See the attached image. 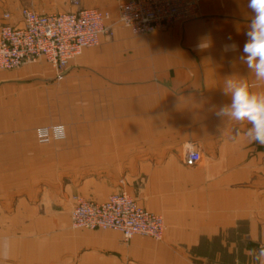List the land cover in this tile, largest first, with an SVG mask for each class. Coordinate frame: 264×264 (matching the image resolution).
<instances>
[{"label":"crops","instance_id":"0c3cea01","mask_svg":"<svg viewBox=\"0 0 264 264\" xmlns=\"http://www.w3.org/2000/svg\"><path fill=\"white\" fill-rule=\"evenodd\" d=\"M126 0H82L108 12L114 35L58 72L45 60L0 71V243L5 264H264V145L250 125L221 119L224 78H246L240 60L247 0H201L198 16L136 35L119 22ZM69 11V0H0ZM235 42L239 49L225 52ZM62 125L41 144L36 130ZM189 150L201 161L188 164ZM126 190L163 215L162 240L74 228L76 198L103 202Z\"/></svg>","mask_w":264,"mask_h":264},{"label":"built area","instance_id":"2783aa9c","mask_svg":"<svg viewBox=\"0 0 264 264\" xmlns=\"http://www.w3.org/2000/svg\"><path fill=\"white\" fill-rule=\"evenodd\" d=\"M82 0H69L71 10L37 12L23 8L17 23L5 12L0 23V71L16 69L45 60L57 72L58 79L71 60L86 48L100 44L102 35H114L108 12L83 7ZM201 0H126L119 5V22L136 35L168 31L174 24L188 22L198 16ZM41 144L62 141L66 130L51 125L36 130ZM195 150L186 153V163L200 162ZM74 228L113 229L128 241L136 235L162 240L166 222L161 214L139 204L126 190L110 195L103 202L76 198L71 211ZM5 264V263H0Z\"/></svg>","mask_w":264,"mask_h":264},{"label":"clouds","instance_id":"9594fccd","mask_svg":"<svg viewBox=\"0 0 264 264\" xmlns=\"http://www.w3.org/2000/svg\"><path fill=\"white\" fill-rule=\"evenodd\" d=\"M246 7L250 10V19L239 58L257 82H264V0H247ZM238 49L235 42L223 46L225 52ZM235 77L224 78L222 92L229 102L218 107L216 115L238 123L247 122L249 141L264 145V93L251 91L246 78ZM8 252L9 248L0 243V257L6 258ZM260 256L264 257V249Z\"/></svg>","mask_w":264,"mask_h":264},{"label":"rangeland","instance_id":"374dc122","mask_svg":"<svg viewBox=\"0 0 264 264\" xmlns=\"http://www.w3.org/2000/svg\"><path fill=\"white\" fill-rule=\"evenodd\" d=\"M163 216V215H162Z\"/></svg>","mask_w":264,"mask_h":264}]
</instances>
